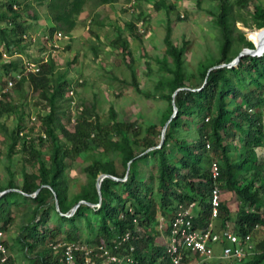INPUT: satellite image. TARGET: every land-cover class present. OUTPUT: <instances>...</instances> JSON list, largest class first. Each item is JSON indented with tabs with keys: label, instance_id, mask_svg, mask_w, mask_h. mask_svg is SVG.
Masks as SVG:
<instances>
[{
	"label": "trees",
	"instance_id": "obj_1",
	"mask_svg": "<svg viewBox=\"0 0 264 264\" xmlns=\"http://www.w3.org/2000/svg\"><path fill=\"white\" fill-rule=\"evenodd\" d=\"M88 1L93 9L90 22L102 27L107 16L100 13L99 6L118 0H0V71L5 75L20 72L14 81L20 95L26 93L23 88L26 84L48 107L47 112L38 113L40 131L33 136L24 130L21 122L23 105L6 101L8 107L3 109L5 100L0 98V114L7 111L18 115L12 127L0 122V131L9 137L7 155L22 151L26 159L36 165L30 170L22 166L21 184L10 177L7 185L0 187V190L9 188L0 194V229H6L12 219V205L26 204L31 212L29 220L20 224L17 233L11 237V248L16 246L32 264H60L64 247L53 249L51 241L86 245L112 243L118 234L128 230L130 237L118 246L119 251L136 257V264L147 259L153 261L164 251L167 242L157 228L158 213L169 221L178 203L194 200V225L207 227L212 158L218 159L220 166V205L216 218L221 228L231 221L232 229L243 234L255 223H262L264 153L257 146L264 136V49L260 55L243 54L236 65L226 64L239 52L236 49L233 55L227 54L231 40L230 3L219 0L215 13L221 39L219 56L198 63L199 79L196 82L192 83L191 75H186L184 47L172 42L167 25L164 54L156 58L158 68L165 76L157 80L156 94H152L167 101L159 119L161 128L158 129L156 123L142 128L134 119H117L112 109L109 119L101 121L95 104L85 99L75 104L77 113L69 127L60 118L70 79L59 70L51 52L46 59L37 62V70L26 69L24 58L38 61L39 56L28 51L30 42L23 34L36 32L31 25L40 16L37 6L44 7L48 18L43 32L51 35L60 30L68 34L77 25V16ZM235 2L247 7L249 0ZM251 17L256 28H264V4L255 3ZM177 18L181 19V16L177 15ZM140 20L137 15L126 22L127 28L137 31L134 37L138 39L141 36L136 23ZM88 29L98 36L91 25ZM242 40L244 46L257 47L256 42L244 35ZM110 43L119 48L123 58H129L126 63L130 65L133 58L127 38L117 33ZM41 46L47 48L45 44L41 43ZM2 52L6 53V58L2 57ZM223 62L224 65L208 70ZM146 63L150 67V61ZM130 83L138 88L133 72ZM2 95L6 98L7 91H2ZM173 104L177 112L171 116ZM167 120L163 142L157 146L159 141H155L154 136L161 135ZM192 120L193 128L188 125ZM18 142L20 147L16 148ZM41 146L46 147L47 157L43 156ZM93 149L97 150L98 157H92L83 166L85 178L79 189L69 194L66 163L82 152L92 153ZM109 152L121 162V171ZM147 165L149 169L145 168ZM102 173L120 179L105 175L100 179L98 190L96 180ZM80 199L90 203L81 202L73 213L64 214ZM97 202L99 204H94ZM51 220L56 223L49 228ZM254 233L256 231L253 232V248L243 264H264V234L260 239H254ZM131 245L133 248L129 249ZM81 256L82 251H74V264H84ZM0 264L18 262L9 253Z\"/></svg>",
	"mask_w": 264,
	"mask_h": 264
},
{
	"label": "rangeland",
	"instance_id": "obj_2",
	"mask_svg": "<svg viewBox=\"0 0 264 264\" xmlns=\"http://www.w3.org/2000/svg\"><path fill=\"white\" fill-rule=\"evenodd\" d=\"M227 1L230 3L228 21L231 38L227 54L233 55L236 49L240 51L247 47L244 46L243 35L252 39L254 43L256 42V33L263 28H256L251 11L255 3L264 4V0H249L247 7L238 6L235 0ZM218 3L219 0H118L99 6L100 13L106 15L107 19L104 26L97 27L90 22L93 9L91 1H88L77 16L75 28L59 40V45L53 53L57 67L64 71L70 79L69 89L62 102L61 122L72 127L74 116L77 113L75 104L85 99L95 104L101 121L109 119L112 109L117 119H134L142 128L148 124L156 123V127L161 128L159 119L167 106V101L152 94L156 92L157 80L165 76L164 71L158 68L156 58L164 54L166 27L170 26L172 42L184 47L182 53L184 71L186 75H191L192 83L196 82L199 79L198 63L219 56L220 30L215 22ZM37 8L40 16L32 22L31 29L36 28L34 31L43 33L42 30L45 29L44 26L48 22V18L43 6H37ZM137 15L141 19L136 23L141 39L134 37L136 30L131 31L126 26V22ZM177 15L181 16V19H178ZM89 25L98 32V36L88 29ZM117 33L127 38L133 58L130 65L126 63L129 58H123L119 48L110 43ZM28 51L33 53L32 55L39 56V61L44 60L42 57L47 54L46 49L41 46L39 38L34 44L33 42L30 44ZM147 60L150 61V67L146 66ZM132 72L135 75L138 88L130 83ZM5 78L6 75L0 71V91H7L6 98L1 96V99L5 100L4 106L2 105L3 109L8 107L6 101L22 104L21 122L24 124V130L36 136L40 131L38 113L43 114L48 110V107L43 104L45 101L26 84L23 87L26 93L22 95L14 82L5 89ZM17 116L15 112L2 111L0 122L12 127ZM193 123L194 120L188 124L189 127L193 128ZM160 136L155 135V141H159ZM8 142L7 134L0 131V187H5L10 177L17 184H21L22 166L27 170L36 168L35 164L26 159V154L22 151H16L17 153L8 156ZM19 144L18 142L16 148L20 147ZM41 149L43 156L47 157L46 147L41 146ZM98 155L97 150L93 149L92 153L82 152L79 157L66 163L69 194L77 191L83 182L85 178L83 166L91 161L92 157H98ZM108 155L115 159L116 167L118 171H121L123 167L116 155L112 152H109ZM145 168L149 169V165ZM160 214L158 213V216ZM30 215L28 205H12L10 213L12 219L7 228L3 229L9 253L16 257L18 264H32L31 260L16 246L12 248L10 246L11 237L17 233L20 224L29 220ZM55 223L54 220H51L48 227H52ZM228 225L232 226V222L229 221ZM60 234L56 236H60ZM263 234V230L256 231L254 239H260ZM192 259L194 262L198 260L196 257H192Z\"/></svg>",
	"mask_w": 264,
	"mask_h": 264
},
{
	"label": "built area",
	"instance_id": "obj_3",
	"mask_svg": "<svg viewBox=\"0 0 264 264\" xmlns=\"http://www.w3.org/2000/svg\"><path fill=\"white\" fill-rule=\"evenodd\" d=\"M67 34L55 30L49 35L46 32H29L24 33L23 37L33 44L40 39L42 44H45L47 54H53L59 45V40ZM47 54L43 57L46 59ZM2 56L7 57L5 52ZM40 58V57H38ZM39 61L24 60L26 69L37 70ZM20 72H9L5 78V89L10 87L14 80L20 76ZM4 89V88H3ZM6 91V90H3ZM0 91V98H1ZM264 112V109H263ZM21 133V132H20ZM208 146V144H207ZM258 150L264 153V136L262 141L257 146ZM210 176L212 186L210 189V221L206 228H201L194 225L193 219L195 216L194 207L196 202L191 200L187 204L180 202L177 204L174 213L170 220H166L164 216H158L157 228L167 240L164 251L157 256V259L150 261L144 260L140 264H199L200 262H210V264H243L245 256L253 248L252 238L253 232L264 230V213L263 222L255 223L248 231L243 234L236 233L231 226L225 224L221 230H214V219L218 214L220 205V166L219 160L212 158L209 163ZM99 204V202L94 203ZM135 220V219H134ZM168 229L165 231V229ZM130 232L127 230L118 234L112 243L98 244H79L74 241H55L50 242L53 249L63 246V255L60 258V264H74V251H82V261L87 264H136L137 258L129 252L119 251V245L128 240ZM221 244V249L218 254L214 252V245ZM131 245L129 249H132ZM9 254L8 246L6 244L5 234L0 229V261L7 259ZM192 257L198 260L193 261Z\"/></svg>",
	"mask_w": 264,
	"mask_h": 264
},
{
	"label": "water",
	"instance_id": "obj_4",
	"mask_svg": "<svg viewBox=\"0 0 264 264\" xmlns=\"http://www.w3.org/2000/svg\"><path fill=\"white\" fill-rule=\"evenodd\" d=\"M263 49H264V48H263ZM263 49H261L260 51H252L253 48H251V47H244V48H242V49L237 53V55H236L231 61H229V62L226 63V64L229 65V66H230V65H236V64L238 63L240 57H241L243 54H251V55H255V54H256V55H260V54H262ZM224 64H225V63L223 62V63H220V64L213 65V66H211L210 68H208V70H210V69H211L212 67H214V66H219V65H224ZM193 89H194V88H193ZM176 112H177V107H176V105L173 104V112H172L171 116L175 115ZM169 119H170V118H169ZM169 119H168V120H169ZM168 120L164 123V125H163V127H162V129H161V136H160V140H159V143L157 144V146H159V145L163 142V139H164V132H165V128H166V125H167V123H168ZM149 148H151V147H149ZM149 148H148V149H149ZM129 162H130V160L127 162L126 173H127V171H128V163H129ZM105 175H110V174L102 173V174L99 175L98 179L96 180V186H97L98 190H99V188H100V179H102V177L105 176ZM110 176H112V177L115 178V179H120V177H117V176H113V175H110ZM8 189H9V188H6V189H3V190H0V194H2L3 192H5V191L8 190ZM37 190H38V188L35 190L34 194L37 192ZM54 197H55V200H56V194H54ZM81 202H87V203H90V202H88V201H86V200H84V199H80L77 203H75V204L71 207L70 212H68V213H64V214H66V215H70L71 213H73V211L76 209V207L78 206V204L81 203Z\"/></svg>",
	"mask_w": 264,
	"mask_h": 264
},
{
	"label": "bare ground",
	"instance_id": "obj_5",
	"mask_svg": "<svg viewBox=\"0 0 264 264\" xmlns=\"http://www.w3.org/2000/svg\"><path fill=\"white\" fill-rule=\"evenodd\" d=\"M255 40L257 47L252 51H260L264 48V28L256 33Z\"/></svg>",
	"mask_w": 264,
	"mask_h": 264
},
{
	"label": "crops",
	"instance_id": "obj_6",
	"mask_svg": "<svg viewBox=\"0 0 264 264\" xmlns=\"http://www.w3.org/2000/svg\"><path fill=\"white\" fill-rule=\"evenodd\" d=\"M214 230H216V231H219V230H221V224H220V222H219V219L218 218H216V219H214ZM160 232V231H159ZM161 233V232H160ZM220 249H221V244L220 243H216L215 245H214V252L216 253V254H218L219 252H220ZM206 264H208V263H206Z\"/></svg>",
	"mask_w": 264,
	"mask_h": 264
}]
</instances>
